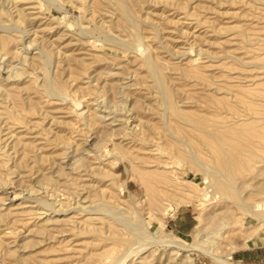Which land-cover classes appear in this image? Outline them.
Segmentation results:
<instances>
[{
	"label": "rangeland",
	"instance_id": "rangeland-1",
	"mask_svg": "<svg viewBox=\"0 0 264 264\" xmlns=\"http://www.w3.org/2000/svg\"><path fill=\"white\" fill-rule=\"evenodd\" d=\"M122 1L0 0V264H119L152 235L124 264H176L161 236L223 221L217 253L264 264L239 206L264 192V1ZM220 145L233 195L208 199Z\"/></svg>",
	"mask_w": 264,
	"mask_h": 264
},
{
	"label": "bare ground",
	"instance_id": "bare-ground-1",
	"mask_svg": "<svg viewBox=\"0 0 264 264\" xmlns=\"http://www.w3.org/2000/svg\"><path fill=\"white\" fill-rule=\"evenodd\" d=\"M110 1V0H109ZM112 1V0H111ZM117 1V3H118V8H119V10H120V12H121V17H123L124 18V20H126V7H125V5H124V3H122V2H124V1H122V0H116ZM264 1V0H263ZM115 3V2H114ZM116 4V3H115ZM114 4V5H115ZM116 6V5H115ZM65 14H66V12H64ZM122 18V19H123ZM67 20V19H66ZM127 21V20H126ZM125 21V22H126ZM128 21H129V19H128ZM126 23H128V22H126ZM130 24V23H129ZM131 26H133L132 24H131ZM4 27V26H3ZM134 28V27H133ZM2 29V28H1ZM6 29V28H5ZM137 29V28H136ZM135 29V30H136ZM2 30H4V29H2ZM135 33H137L136 31H135ZM138 33H139V31H138ZM138 33L136 34V36L138 35ZM22 34V33H21ZM140 34V33H139ZM133 36H135L134 35V33H133ZM138 36H141V35H138ZM138 36H137V38H138ZM2 38V37H1ZM134 38V37H133ZM137 38H136V40H137ZM140 38V37H139ZM4 39V38H3ZM2 39V40H3ZM134 40V39H133ZM142 40V39H141ZM7 41L6 40V38H5V40H3V41H1L0 40V45H1V43H2V46H5L4 45V43ZM4 42V43H3ZM136 42V41H135ZM6 43H8V42H6ZM9 44V43H8ZM106 44V43H105ZM141 44H142V41H141ZM24 45V44H23ZM135 45V44H134ZM137 45V44H136ZM135 45V47H139L140 46V44H138L137 46ZM142 46V45H141ZM1 47V46H0ZM25 47V46H24ZM137 48H135V49H137ZM142 48V47H141ZM129 49H132V48H129ZM134 50V49H133ZM137 50H139V49H137ZM130 51H132V50H130ZM135 51V50H134ZM138 53V52H137ZM3 58V57H2ZM44 60V59H43ZM145 60V59H144ZM26 62V61H25ZM44 63V62H43ZM10 64V63H9ZM153 65V64H152ZM155 66V65H154ZM9 67V66H8ZM152 67V66H151ZM10 69V68H9ZM15 71V70H14ZM154 71V70H153ZM152 71V72H153ZM11 72V71H10ZM159 72V71H158ZM157 72V73H158ZM154 73H155V71H154ZM13 75V71H12V73L10 74V76H8V77H13L12 76ZM157 75V74H156ZM159 75H160V73H159ZM14 78V77H13ZM157 78V77H156ZM153 79V78H152ZM161 79V78H160ZM160 82V81H159ZM160 84V83H159ZM48 88H50L49 87V85L47 86ZM51 89V88H50ZM54 89H51V92L52 93H54ZM49 93V92H48ZM62 93V92H61ZM124 108V107H123ZM128 108V107H127ZM104 111V110H103ZM130 111H132L131 109H130ZM128 113V112H127ZM109 115H111V114H109ZM109 115H105V116H102V117H99L100 119H105V118H107V116H109ZM120 116V115H119ZM119 119V118H118ZM116 121H119V120H113L111 123H114V122H116ZM117 123V122H116ZM109 127V126H108ZM198 128L201 130V129H203L201 126H198ZM114 131V130H113ZM114 133V132H113ZM143 135H141V134H135V135H133L132 134V136H133V139H136V140H139V141H142V142H144V143H146L145 141L147 140V138H149V136H146L147 134H145V133H142ZM125 136H127V134L125 135ZM129 136H131V135H129ZM150 140H151V137H150ZM151 141H153V140H151ZM148 144H150V141H149V143ZM220 149H221V153L223 154V156H224V162H223V164H224V168L226 169V172H227V174H228V176H229V178L226 176H224V175H221L220 173H218V172H212V174H213V180L210 182L211 184L209 185V186H207L206 184L207 183H209V181L207 182V181H204L203 180V182H201L200 183V185H202L204 188V191H205V193H204V195L206 196V197H209L208 199H210V197H211V199H219V196L217 197V194H220V193H224V194H229V195H233V193H232V189L234 188L233 186H232V181H235V176H234V173H233V169H232V166H233V164H232V162H231V160H230V156L228 155V153H227V149H226V146H224V145H220ZM218 151H220V150H218ZM88 153H90V152H88ZM119 158V157H118ZM196 157H194L193 155H191V159H195ZM121 159V158H120ZM179 173V172H178ZM208 174V173H207ZM211 174V173H210ZM179 175V174H178ZM175 176H176V174H175ZM223 176H224V179H223ZM212 178V177H211ZM179 179V178H178ZM174 180V179H173ZM177 180V179H176ZM180 180V179H179ZM186 181V180H185ZM174 182V181H173ZM178 182V181H177ZM180 182H182V181H180ZM176 183V182H175ZM179 183V182H178ZM177 183V184H178ZM180 184H184V183H180ZM175 185V184H174ZM185 185V184H184ZM192 185V184H191ZM179 186V185H178ZM177 186V187H178ZM191 187H193V185L191 186ZM174 188V187H173ZM181 188V187H180ZM179 188V189H180ZM183 188V187H182ZM202 188V187H201ZM176 189V188H175ZM178 189V190H179ZM181 190V189H180ZM184 191V190H183ZM264 192H259V193H255V195H261L262 196V198L261 199H259V200H255L253 203H251V204H246L245 202H244V200H242V199H240V203H239V206H240V209L242 210V212H243V214H244V216L246 217H248V218H250L251 220H253V221H255V222H257L259 225H261V227L262 226H264V197H263V194ZM14 194V193H13ZM15 195V197L17 198L18 196H20V194H14ZM240 198V197H239ZM15 199V198H14ZM37 201V200H36ZM42 201V200H41ZM41 201H37V203H38V205H37V208L36 207H33V208H35V209H37V210H44V209H48V210H53V208L50 206V207H48L47 205H45L43 202H41ZM55 210V209H54ZM175 210H176V207L175 206H173V205H170V206H168L167 208H166V210H165V212H164V214L165 215H171V216H174V212H175ZM45 213V212H44ZM129 214V213H128ZM137 219V218H136ZM138 220V219H137ZM142 220H144V219H142ZM202 221H203V219H202ZM138 223H140L141 224V229H142V231H145V232H147V233H149V228H147L146 227V225L141 221H138ZM137 225H139V224H137ZM229 226V224L228 223H226V221H223V222H221L217 227H215V228H213V229H211L210 231H208V232H205L202 228H196L195 230H194V233H193V237H194V239H195V242L194 243H192V244H189V243H187V242H185V241H183V240H181V239H176V238H174V237H171V236H161L159 239V241L158 240H156V241H158V243H160L161 245H163V246H165L166 248H169L170 250H172V251H182V252H184V254H186V256L184 257V259L183 260H181V262L179 263V262H176V264L177 263H179V264H195V262H194V259L191 257V253H199V254H201V255H203L204 257H207V258H210V259H212L213 260V262L215 263V264H237V263H235V262H233V260L232 259H225L223 256H221V255H219L218 253H217V251H216V249H217V246L220 244L219 242H220V240H222L223 239V237L225 236H223V234H224V231L227 229V227ZM133 227V226H132ZM140 228V227H139ZM140 229V230H141ZM225 233H226V231H225ZM134 235V234H133ZM134 237H135V235H134ZM138 237V236H137ZM149 237V236H148ZM139 238V237H138ZM149 239H151L152 240V243H155V241H153V240H155V237L152 235V236H150L149 237ZM137 240H139V239H137ZM140 241V240H139ZM144 241V240H143ZM143 241H141V242H143ZM141 242H139V243H141ZM146 243H144V245L142 244V245H139V246H137L136 248H135V250L133 249L134 248V246H133V250L131 249V251L125 256V257H123V260H121V262L119 263V264H124L126 261H127V259L129 258V257H131V256H136L137 254H139L140 252H142L144 249H146L148 246H150L152 243H150V241H145ZM157 243V242H156ZM253 245V244H252ZM132 247V246H131ZM250 247V237H248V238H246V242H245V244H244V246H242L241 248H238V249H235L236 251L237 250H241V249H245V248H249ZM236 248V247H235ZM234 250V251H235ZM171 264V263H170Z\"/></svg>",
	"mask_w": 264,
	"mask_h": 264
},
{
	"label": "crops",
	"instance_id": "crops-1",
	"mask_svg": "<svg viewBox=\"0 0 264 264\" xmlns=\"http://www.w3.org/2000/svg\"><path fill=\"white\" fill-rule=\"evenodd\" d=\"M236 253H237V252H236ZM239 261H243V260L240 259Z\"/></svg>",
	"mask_w": 264,
	"mask_h": 264
}]
</instances>
